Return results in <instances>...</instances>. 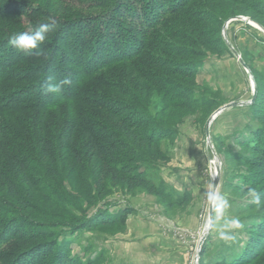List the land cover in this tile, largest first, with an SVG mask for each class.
<instances>
[{"label":"rangeland","instance_id":"rangeland-1","mask_svg":"<svg viewBox=\"0 0 264 264\" xmlns=\"http://www.w3.org/2000/svg\"><path fill=\"white\" fill-rule=\"evenodd\" d=\"M71 1L56 3L57 10L55 2H13L27 7L41 3L39 11L46 9L53 15L50 20L62 18L59 10L94 20L104 11L96 4L105 0ZM185 1L173 5L180 9L178 13L164 17L155 29L150 63L143 65V70H148L150 82L154 83V77L157 84L124 66L114 68V75L111 71L114 79L131 90L125 88L127 96L121 95L117 101L140 113L133 119H151L164 128L161 133L166 139L155 148L158 160L150 156L148 162L156 170L143 172L152 177V184L163 185L167 196L153 195L143 186L131 190L109 175L107 196L87 204L84 196L93 188L91 180L100 165L96 160L82 157L80 163L71 157L66 167L62 166L60 182L74 195L70 210L78 215L81 206L86 214L81 223L86 225L80 223L75 230L68 225L72 220L60 216L53 223L60 225V245L70 248L71 258L78 264H195L199 251L198 264H237L250 250L251 258L260 253L251 264H264V147L254 150L256 134L260 135L264 126V31L259 28L264 27L252 18L256 10H249L259 0H246L243 6L233 0ZM123 14V24L143 28L141 19L139 25L128 11ZM33 19L25 18L23 23L28 26ZM261 21L264 24V19ZM226 24L227 38L250 73L229 49L224 37ZM253 84L255 101L223 111L211 124L208 138L207 126L214 114L232 103H250ZM107 94L116 101L112 92ZM105 119L115 126L110 116ZM80 134L76 133L74 146L82 148ZM111 159L112 166L124 161ZM217 159L221 175L214 198ZM186 194L190 198L185 203L174 204ZM257 197L259 205L254 202ZM100 214H106V224L97 220ZM232 220L238 221L239 227L231 226ZM209 225L211 230L200 249ZM221 232L228 238L222 239Z\"/></svg>","mask_w":264,"mask_h":264},{"label":"trees","instance_id":"trees-1","mask_svg":"<svg viewBox=\"0 0 264 264\" xmlns=\"http://www.w3.org/2000/svg\"><path fill=\"white\" fill-rule=\"evenodd\" d=\"M13 1L0 0V264H78L71 258L70 248L60 245V225L53 223L60 216L72 220L68 225L76 230L86 217L79 204L74 203L80 214L70 210L74 195L60 182L62 166L66 167L71 157L80 163L96 160L100 165L91 180L93 188L84 196L87 204L107 196L109 175L131 190L143 186L153 195L167 196L164 186L152 184V177L143 172L156 170L148 162L150 156L158 160L155 148L166 139L161 133L164 128L151 119H133L140 113L117 101L119 96H127L128 88L114 79L113 69L124 66L157 84L154 77V83L150 82L143 65L150 63L156 27L164 17L178 13L180 9L173 5L180 0H105L96 4L104 9L101 20L64 10H59L61 19L50 20L53 15L46 9L39 11L41 3L27 7ZM233 1L241 6L246 2ZM47 2H55L57 10L56 3L72 1L44 0ZM250 6L251 12L256 10L253 20L264 27V0ZM124 11L136 24L140 25L141 19L143 28L123 24ZM25 18L36 20L27 26ZM41 24L52 28L32 55L18 52L9 43L20 33H34ZM41 48L43 54L36 55ZM63 79H70L71 84H60ZM50 85L63 90L49 93ZM107 92H112L116 101L109 99ZM105 115L115 122L114 127ZM260 130L255 151L264 147V126ZM78 131L82 148L74 146ZM109 158L116 163L124 161L112 166ZM189 198L186 194L174 204L181 205ZM106 217L100 214L97 220L106 224ZM251 252L237 264H251L260 255L251 258Z\"/></svg>","mask_w":264,"mask_h":264},{"label":"clouds","instance_id":"clouds-1","mask_svg":"<svg viewBox=\"0 0 264 264\" xmlns=\"http://www.w3.org/2000/svg\"><path fill=\"white\" fill-rule=\"evenodd\" d=\"M52 26L50 24H41L34 33H20L19 35L13 37L10 39L9 43L18 51L23 52L27 55H32L33 50L40 48L41 42H43L46 39V34L51 31ZM36 55H42L43 49L41 48L40 51L35 53ZM60 84L62 85H69L71 84L70 79H63ZM62 88L59 87V85L55 86H48L46 91L49 93H60L62 92ZM257 205L261 203L259 200V197L256 198L254 201ZM231 226L239 227V222L236 220L231 221ZM221 238L227 239L223 232H221Z\"/></svg>","mask_w":264,"mask_h":264},{"label":"water","instance_id":"water-1","mask_svg":"<svg viewBox=\"0 0 264 264\" xmlns=\"http://www.w3.org/2000/svg\"><path fill=\"white\" fill-rule=\"evenodd\" d=\"M237 19H241L243 21H245L246 23H251L252 21L250 19H243V18H237ZM237 19H234V20H237ZM233 20V21H234ZM227 24L224 26V37H225V40L229 46V49L232 51L233 55H235V57L238 58L241 66L248 72L250 73L249 71V68L248 66L246 65V63L243 61V59L240 57V55L235 51V49L233 48V46L231 45V43L229 42L228 38H227V35H226V31H227ZM262 31H264V29L262 27H259ZM256 94H257V89H256V86L255 84H253V99L250 103H232L230 105H226L224 106L223 108H221L220 110H218L214 116L210 119L209 123H208V126H207V131H206V134L209 138V131H210V127H211V124L214 122V120L225 110L227 109H230V108H234V107H237V106H247V105H251L254 101H255V98H256ZM210 143V142H209ZM215 165V168H216V175H215V179H214V185H213V196L215 198L216 196V193H217V190H218V187H219V180H220V175H221V165H220V162L219 160L217 159L214 163ZM210 214L212 216L213 214V207L211 208V211H210ZM211 230V225H209V227L206 229L202 239H201V242H200V249L201 247L203 246L204 242L206 241V238L209 234ZM200 252V251H199ZM198 252V255L195 259V264H198L199 263V260H200V257H201V254Z\"/></svg>","mask_w":264,"mask_h":264}]
</instances>
